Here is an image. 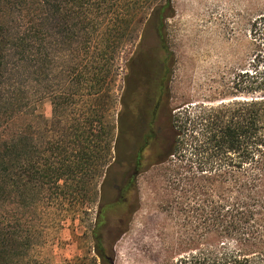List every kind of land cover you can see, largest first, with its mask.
<instances>
[{"label": "trees", "instance_id": "16d2710c", "mask_svg": "<svg viewBox=\"0 0 264 264\" xmlns=\"http://www.w3.org/2000/svg\"><path fill=\"white\" fill-rule=\"evenodd\" d=\"M154 1L0 0V264H53L66 223L91 213L93 254L63 264H113L139 205L135 183L119 181L131 162L141 172L169 163L190 198L175 264H264V12L226 100L172 107L173 7ZM125 41L134 48L112 117L104 90ZM107 221L118 225L109 239Z\"/></svg>", "mask_w": 264, "mask_h": 264}, {"label": "rangeland", "instance_id": "374dc122", "mask_svg": "<svg viewBox=\"0 0 264 264\" xmlns=\"http://www.w3.org/2000/svg\"><path fill=\"white\" fill-rule=\"evenodd\" d=\"M171 4L173 16L165 21L172 60L170 105L214 104L226 100L223 92L245 58L248 25L252 18L264 12V0H171ZM68 36L76 40L84 35ZM133 48L132 42L125 41L118 67L112 68L104 90L103 112L112 117L120 108L125 63ZM51 51L57 57V65L59 47L52 45ZM40 103L43 114L49 118V99L44 98ZM136 189L139 205L125 232L113 243V264H175L183 255L184 247L178 244L179 223L187 214L185 204L191 202L190 198L186 200L173 188L169 163L142 172L137 177ZM93 216V213L83 215L73 223H66L61 240L52 247L49 263L63 264L64 259L85 257L87 251L93 254L90 239Z\"/></svg>", "mask_w": 264, "mask_h": 264}, {"label": "flooded vegetation", "instance_id": "af4514ba", "mask_svg": "<svg viewBox=\"0 0 264 264\" xmlns=\"http://www.w3.org/2000/svg\"><path fill=\"white\" fill-rule=\"evenodd\" d=\"M124 91V89L122 90ZM140 134L138 135V139L141 138V132H139ZM132 152H133V158H137L140 155L142 156V151H146V147L143 145H140L138 147H136L135 145L132 146ZM143 172V171H142ZM141 170L139 168L136 167V165L131 162L130 164H128V166L126 168H124V170L122 171V177L119 179V181H121L122 186L126 185L129 183V185H132L133 183H135L136 185V180L137 177L142 173ZM122 186L118 187L115 186L117 188V191L120 192ZM127 196V195H126ZM126 199V197L124 198ZM128 208V207H127ZM118 225H109L108 221L106 223H104L101 227V232L102 235L105 239H109L110 237L114 236V233L117 232L118 230Z\"/></svg>", "mask_w": 264, "mask_h": 264}]
</instances>
